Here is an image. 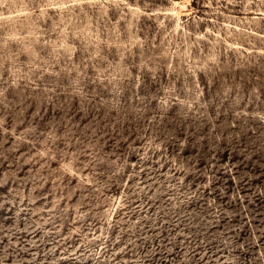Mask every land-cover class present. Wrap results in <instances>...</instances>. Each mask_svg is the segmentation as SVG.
Returning <instances> with one entry per match:
<instances>
[{"label": "rangeland", "instance_id": "obj_1", "mask_svg": "<svg viewBox=\"0 0 264 264\" xmlns=\"http://www.w3.org/2000/svg\"><path fill=\"white\" fill-rule=\"evenodd\" d=\"M0 264H264V0H0Z\"/></svg>", "mask_w": 264, "mask_h": 264}]
</instances>
